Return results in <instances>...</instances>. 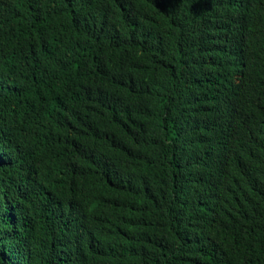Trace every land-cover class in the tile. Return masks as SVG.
I'll return each mask as SVG.
<instances>
[{
  "label": "trees",
  "instance_id": "obj_1",
  "mask_svg": "<svg viewBox=\"0 0 264 264\" xmlns=\"http://www.w3.org/2000/svg\"><path fill=\"white\" fill-rule=\"evenodd\" d=\"M0 264H264V0H0Z\"/></svg>",
  "mask_w": 264,
  "mask_h": 264
}]
</instances>
